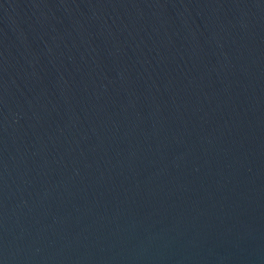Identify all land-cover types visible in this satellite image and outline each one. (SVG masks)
I'll return each mask as SVG.
<instances>
[{"label": "water", "instance_id": "water-1", "mask_svg": "<svg viewBox=\"0 0 264 264\" xmlns=\"http://www.w3.org/2000/svg\"><path fill=\"white\" fill-rule=\"evenodd\" d=\"M0 264H264V0H0Z\"/></svg>", "mask_w": 264, "mask_h": 264}]
</instances>
